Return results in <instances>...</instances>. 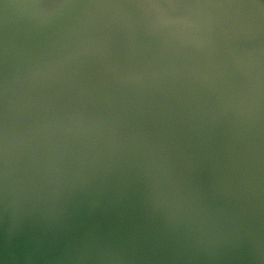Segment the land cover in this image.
<instances>
[{"label": "water", "instance_id": "obj_1", "mask_svg": "<svg viewBox=\"0 0 264 264\" xmlns=\"http://www.w3.org/2000/svg\"><path fill=\"white\" fill-rule=\"evenodd\" d=\"M0 264H264V0H0Z\"/></svg>", "mask_w": 264, "mask_h": 264}]
</instances>
